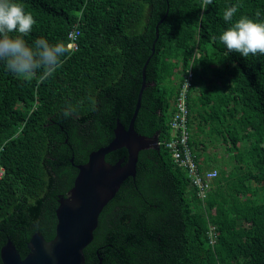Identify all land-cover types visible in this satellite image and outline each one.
Listing matches in <instances>:
<instances>
[{
  "label": "trees",
  "instance_id": "obj_1",
  "mask_svg": "<svg viewBox=\"0 0 264 264\" xmlns=\"http://www.w3.org/2000/svg\"><path fill=\"white\" fill-rule=\"evenodd\" d=\"M20 2L36 20L30 44L67 47L74 27L79 36L50 75L19 76L0 61V248L9 240L24 258L32 234L54 237L75 165L113 139L117 121L127 128L144 67L133 129L158 147L138 152L134 177L101 210L84 264H264V54L219 41L226 8L237 5L233 21L257 10L264 19V0ZM187 69L190 146L199 170L216 172L202 200L164 147ZM211 146L223 155H207ZM126 158L120 148L104 161Z\"/></svg>",
  "mask_w": 264,
  "mask_h": 264
},
{
  "label": "water",
  "instance_id": "obj_2",
  "mask_svg": "<svg viewBox=\"0 0 264 264\" xmlns=\"http://www.w3.org/2000/svg\"><path fill=\"white\" fill-rule=\"evenodd\" d=\"M158 24L155 27L152 52L158 36ZM144 79L143 67L141 86L127 128L117 121L113 139L106 146L90 152L84 164L75 165L77 174L73 186L66 197H59L55 209L54 237L46 241L39 233L32 234L27 242L28 252L24 258L20 257L7 240L0 248L1 264H84L83 249L92 240L101 210L114 197L120 184L126 178L134 177L138 152L158 147L157 135L148 139L133 129L145 87ZM120 148H125L126 160L120 159L114 164L104 161L107 153Z\"/></svg>",
  "mask_w": 264,
  "mask_h": 264
},
{
  "label": "clouds",
  "instance_id": "obj_3",
  "mask_svg": "<svg viewBox=\"0 0 264 264\" xmlns=\"http://www.w3.org/2000/svg\"><path fill=\"white\" fill-rule=\"evenodd\" d=\"M211 4L212 0H207ZM237 5L232 4L223 12V20L230 22L220 34L219 41L229 52L241 57L264 54V19L257 10L255 17L240 15L233 21ZM36 20L25 10L20 0H0V61L6 69L19 76H29L38 69L45 68L50 75L67 53L64 42L50 43L45 37H38L31 44L26 41ZM69 115L68 111L64 112Z\"/></svg>",
  "mask_w": 264,
  "mask_h": 264
},
{
  "label": "built area",
  "instance_id": "obj_4",
  "mask_svg": "<svg viewBox=\"0 0 264 264\" xmlns=\"http://www.w3.org/2000/svg\"><path fill=\"white\" fill-rule=\"evenodd\" d=\"M78 36L79 31L76 27L67 34V48L69 50L76 49ZM192 79V72L190 69H187L182 75V83L173 100L175 111L169 120L171 136L170 139L164 143V147L171 153L173 163L186 172L190 185L196 191L197 197L202 200L210 189V181L215 177L216 172L215 170H208L206 172L200 171L190 146L189 115L186 97L189 88L192 86ZM1 174L2 169L0 168V176ZM208 236L210 238V244H213V227L210 228Z\"/></svg>",
  "mask_w": 264,
  "mask_h": 264
},
{
  "label": "rangeland",
  "instance_id": "obj_5",
  "mask_svg": "<svg viewBox=\"0 0 264 264\" xmlns=\"http://www.w3.org/2000/svg\"><path fill=\"white\" fill-rule=\"evenodd\" d=\"M207 155L211 156L212 152H216L218 155H223L224 151L218 147L213 148L212 146L207 148L206 150Z\"/></svg>",
  "mask_w": 264,
  "mask_h": 264
}]
</instances>
